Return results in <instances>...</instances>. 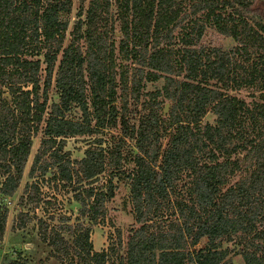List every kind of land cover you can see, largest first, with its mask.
Instances as JSON below:
<instances>
[{
    "label": "trees",
    "instance_id": "trees-1",
    "mask_svg": "<svg viewBox=\"0 0 264 264\" xmlns=\"http://www.w3.org/2000/svg\"><path fill=\"white\" fill-rule=\"evenodd\" d=\"M187 1L186 12L185 0H115L124 33L119 52L134 64L129 73L115 62L111 0H78L67 42L61 14L73 0H0V196L15 194L39 134L28 176L52 170L72 184L83 217L51 227L38 221L40 240L60 264H233L224 260L223 241L237 247L244 264H264V10L253 0ZM206 26L234 46L198 45ZM159 79L138 125L128 126L137 112L129 94L136 104L145 81ZM241 88L259 94L247 102L231 93ZM73 104L79 120L67 116ZM208 108L214 124L201 122ZM117 125L122 136L106 146L97 140L81 158L65 149L69 137ZM125 136L136 148L124 177L138 227L125 244L118 236L116 245L96 251L91 225L114 196L112 176L124 172ZM106 171L110 177L97 187ZM182 173L186 195L173 201ZM37 191L35 180L25 184L28 197ZM8 212L0 201V240ZM28 216L19 211L14 226L24 227ZM202 238L206 245L195 249Z\"/></svg>",
    "mask_w": 264,
    "mask_h": 264
},
{
    "label": "rangeland",
    "instance_id": "rangeland-1",
    "mask_svg": "<svg viewBox=\"0 0 264 264\" xmlns=\"http://www.w3.org/2000/svg\"><path fill=\"white\" fill-rule=\"evenodd\" d=\"M111 1L113 19L112 39L115 46L114 53L117 70L127 69L130 73L134 64L129 59H124L122 54L119 52V43L124 37V33L122 30V23L117 18V6L115 0ZM87 2L88 0H86L85 6L87 5ZM78 5V0H73L71 11L69 13L61 14V19L67 20L69 23L66 31V42L69 39L68 32L71 30L74 22L78 19ZM183 7H185L187 12L189 10V1L185 0ZM252 7L264 10V0H253ZM81 18H84V15H82ZM179 38V29H176L174 32L175 42H178ZM198 43V45L205 48L220 47L224 50L232 48L235 44L230 37L219 34L211 26H206ZM43 77L44 72L41 71V78L43 79ZM162 84L163 79H159L157 81H145L144 87L141 89V93L135 101L136 104H134V101L131 99L129 94L127 100L128 105L132 110L134 109V105H136L135 109L137 112L132 113L128 126L136 127L138 125L137 118L144 112L143 108L149 101V95L146 93L160 89ZM129 87H131L130 84ZM54 92L55 89L51 87L49 93L53 99L56 98ZM231 93L237 94L240 98L250 102L252 99L256 98L255 96L259 94V91L252 88H241L240 90L235 92L232 91ZM166 103L169 104L168 101H164L162 105L165 106ZM118 106H121L120 102H118ZM67 116L70 119L79 120L81 118V111L78 105L73 104ZM201 122H209L211 124L215 123V115L209 108ZM117 126L118 128L110 129L106 127L97 130L92 135L69 137L67 139L65 149L70 152V157L72 159L81 158L83 156L84 149L90 144H95L97 140L100 139L102 141V145L106 146L111 143L113 136H122L121 126ZM39 136L40 135L38 134L33 138L31 154L21 183L15 194L11 197L0 196V201H3L9 209L4 236L0 240V264H7V262L12 259L27 261L28 264H60L59 261L51 255V247L39 238V219L45 221L49 227L57 226L61 223L75 224L78 220H83V217L79 214L81 205L76 202L72 196V184L69 185L65 181L54 179L52 170L47 172L43 177L36 176L32 179L28 176L27 173L33 154L39 145ZM165 141L166 139H163L162 143L164 144ZM124 143V154L125 157H127L126 160L123 161L122 170H124V172H116L112 176L113 182L116 185L114 188V196L105 202V216L99 220L98 223L91 225L90 240L92 241L93 249L96 251L106 249L109 244L116 245L119 239L118 236H120L122 243L125 244L131 231L138 227V224L135 222L133 217L129 199L128 179L124 177L125 173L130 171L133 167V163L131 161L134 153H136V148H134V139L131 137L125 136ZM109 177V172L106 171L99 176V181L94 184L97 187H100V184L105 183ZM235 178L236 177L232 178V180ZM33 180L37 182L38 191L31 197H28V194L25 192V184ZM187 186L188 178L186 173H182L176 183V192L171 194V200L176 201V199H180L182 195H186ZM19 211L26 212L29 215L28 217H30V220L22 228H16V226H14L17 221L16 216ZM169 217L170 216L168 214V219ZM63 218L69 219H67V221H63ZM64 237L69 241L72 238L69 233H64ZM206 243L207 239L202 238L194 248H204ZM221 249L226 252L224 260H229L233 264H244L240 254H237V247L232 243L223 241L221 243Z\"/></svg>",
    "mask_w": 264,
    "mask_h": 264
},
{
    "label": "water",
    "instance_id": "water-1",
    "mask_svg": "<svg viewBox=\"0 0 264 264\" xmlns=\"http://www.w3.org/2000/svg\"><path fill=\"white\" fill-rule=\"evenodd\" d=\"M168 106H169L168 103H166L165 106H164V110H163L164 115L167 113Z\"/></svg>",
    "mask_w": 264,
    "mask_h": 264
}]
</instances>
